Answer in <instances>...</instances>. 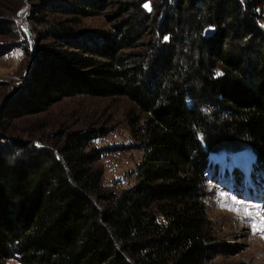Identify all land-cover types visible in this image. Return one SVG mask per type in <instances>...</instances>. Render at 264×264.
Listing matches in <instances>:
<instances>
[{
	"label": "trees",
	"instance_id": "trees-1",
	"mask_svg": "<svg viewBox=\"0 0 264 264\" xmlns=\"http://www.w3.org/2000/svg\"><path fill=\"white\" fill-rule=\"evenodd\" d=\"M39 1L40 38L52 39L33 37L30 81L3 112L125 95L141 157L134 182L110 189L104 148L90 143L98 129L62 127L51 147L0 144V264H209L221 251L204 201L208 151L251 148L264 166V0H161L151 12L125 0L112 30L50 17L88 14L94 0Z\"/></svg>",
	"mask_w": 264,
	"mask_h": 264
},
{
	"label": "rangeland",
	"instance_id": "rangeland-1",
	"mask_svg": "<svg viewBox=\"0 0 264 264\" xmlns=\"http://www.w3.org/2000/svg\"><path fill=\"white\" fill-rule=\"evenodd\" d=\"M94 1L95 5L81 6L87 9L88 14L57 11L51 12L50 17L67 23L71 16L78 17L79 22L72 26L83 30L114 29L116 16L113 11L125 0ZM159 1L161 0H147L143 6L151 12L154 3ZM39 2L0 0V25L8 27L6 32H0V49L5 48L0 54V144H5L8 148H4L7 150H4L5 153L14 149V146L7 145V141H12V138L20 139L26 144L31 141L34 146L51 147L52 142L57 139L55 132L62 127L98 129L100 134L94 136L90 143L104 148L102 157L97 161L102 169V183L110 189L127 187L134 182L133 168L141 157L139 149L129 146L132 136L127 112L133 107V103L127 96L77 94L63 96L42 110L24 107L19 115H7L3 112L7 98L17 94L30 81L33 37L36 35L41 43L52 39L40 38L46 27L35 18L34 10ZM262 15L261 25L264 27V12ZM147 37L146 34L142 39ZM25 47L29 53H26ZM220 156L211 160V167L207 170L211 169L208 173L210 178L204 183L206 212L216 225V245L221 251L209 264H264V231L260 230L264 224V168L259 167L254 178L258 183L254 184L255 188L260 189L261 184L263 185L259 204L255 197L258 198L259 194L252 191L249 195L245 192L248 197L251 196L252 201L248 197L249 201L244 200L243 194L237 193L238 196H235L228 192L230 182L216 178L219 177V171L228 166L227 163L222 164ZM261 162L264 164V158ZM218 163L219 166L216 167ZM235 177L240 182L239 173H235ZM239 187L244 191L247 182L245 185L244 180L241 181ZM6 263L20 264L15 258L7 259Z\"/></svg>",
	"mask_w": 264,
	"mask_h": 264
},
{
	"label": "water",
	"instance_id": "water-1",
	"mask_svg": "<svg viewBox=\"0 0 264 264\" xmlns=\"http://www.w3.org/2000/svg\"><path fill=\"white\" fill-rule=\"evenodd\" d=\"M246 150H248L249 152H251L252 153V151H251V149L250 148H247ZM214 154V153H213ZM212 155V152H209V157ZM222 155H223V157L225 156V152L224 151H222ZM243 169H244V172L246 173V174H248V172H249V168L248 167H243Z\"/></svg>",
	"mask_w": 264,
	"mask_h": 264
},
{
	"label": "snow or ice",
	"instance_id": "snow-or-ice-1",
	"mask_svg": "<svg viewBox=\"0 0 264 264\" xmlns=\"http://www.w3.org/2000/svg\"><path fill=\"white\" fill-rule=\"evenodd\" d=\"M249 215H251V214H249ZM260 230L264 231V224H262V228Z\"/></svg>",
	"mask_w": 264,
	"mask_h": 264
},
{
	"label": "bare ground",
	"instance_id": "bare-ground-1",
	"mask_svg": "<svg viewBox=\"0 0 264 264\" xmlns=\"http://www.w3.org/2000/svg\"><path fill=\"white\" fill-rule=\"evenodd\" d=\"M251 149V148H250ZM252 150V149H251Z\"/></svg>",
	"mask_w": 264,
	"mask_h": 264
}]
</instances>
